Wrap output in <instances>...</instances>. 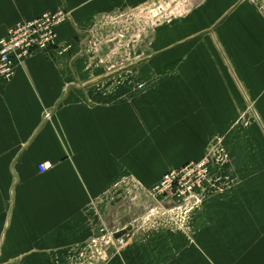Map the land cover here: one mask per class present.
<instances>
[{
    "label": "crops",
    "instance_id": "1",
    "mask_svg": "<svg viewBox=\"0 0 264 264\" xmlns=\"http://www.w3.org/2000/svg\"><path fill=\"white\" fill-rule=\"evenodd\" d=\"M156 1L0 0V38L64 9L70 20L58 41L72 47L33 54L0 88V264L73 263L74 249L101 230L100 198L128 177L149 187L167 169L199 162L208 140L227 130L230 104H256L264 133V18L250 3L205 0L203 20L188 16L151 39L116 37L128 20L147 27L136 15ZM197 23L207 30L197 33ZM132 67L169 74L134 91ZM43 163L51 168L41 173ZM258 195L209 200L192 239L128 241L106 264H264L253 230L259 210L250 214L244 202L257 205Z\"/></svg>",
    "mask_w": 264,
    "mask_h": 264
},
{
    "label": "rangeland",
    "instance_id": "2",
    "mask_svg": "<svg viewBox=\"0 0 264 264\" xmlns=\"http://www.w3.org/2000/svg\"><path fill=\"white\" fill-rule=\"evenodd\" d=\"M205 2V0L156 1L154 5H150L149 10L144 12V17L149 19L147 27L142 22H136L129 28L128 20L127 24L125 22L126 26H122L120 31H115L116 37L118 38L121 33L125 36L126 31L130 37L149 33L151 39L157 29L174 27L188 16L197 19L201 17L203 20ZM236 2L250 3L264 18V0H229L231 7ZM118 21V19L112 20L115 22L114 25L119 26ZM215 21L214 19L210 26L214 27ZM195 26L197 33L207 30L204 23H197ZM127 41L135 45L140 42V37L138 41L131 39ZM98 43L97 41L95 44ZM102 44L100 43V48ZM129 47L130 45L127 48L130 49ZM145 57L141 58L144 60L138 57L137 62L146 63ZM135 58L128 54L124 60L135 63ZM149 69L151 70L138 73L136 67H132L130 74L133 75L134 91H142L146 84H150L151 81L153 83L169 74L157 72L151 67ZM130 74H127L125 78L123 74L122 80L132 81ZM261 91L264 93V89ZM238 100L242 101L239 97ZM253 106L256 107V104L247 105L244 101L230 104L229 113L234 116L228 121L227 130L213 135L208 140L203 156L199 160L207 158L210 165L207 181L201 186L191 187L190 180L185 177L180 183L173 184L170 190L159 187L165 174L178 172L191 163L180 168L167 169L161 180L149 187L140 183L135 177H128L114 184L100 198L99 206L97 204L102 213L101 235L106 236L129 227L131 232H128L127 238H124L125 244L133 240L150 241L165 233H182L188 239H192L197 232L195 226L198 224L199 215L202 214L209 200L225 199L229 194L244 191L258 193L255 199L259 198V201L262 197L257 205L253 203L254 199H245L244 202L250 208V214L253 213L252 208L255 209V213L259 210V214H256L258 221L254 223L260 225L255 226L253 230L259 232V239L264 242V133L260 129ZM249 223L252 222L249 221ZM108 254L110 257L113 253L109 250Z\"/></svg>",
    "mask_w": 264,
    "mask_h": 264
},
{
    "label": "built area",
    "instance_id": "3",
    "mask_svg": "<svg viewBox=\"0 0 264 264\" xmlns=\"http://www.w3.org/2000/svg\"><path fill=\"white\" fill-rule=\"evenodd\" d=\"M144 12L145 9H142L138 11V15L146 18ZM69 20L70 12L59 9L43 14L32 21L17 23L9 29L7 36L0 38V88L1 85L12 81L16 67L24 64L33 54L47 52L55 48L59 55L70 52L71 45L59 43L57 35V28ZM113 23L115 24V22ZM123 37L122 33L118 35L120 39ZM91 50L93 53H98L100 43L93 44ZM48 117L49 114L47 113L45 118ZM50 168V163H43L38 166L41 173ZM209 169V161L204 158L199 162L185 166L178 172L165 174L159 187L163 190H170L173 184L180 183L185 177L190 180L191 187H199L206 183ZM123 229L125 227L106 236H102V230H100L97 236L90 238L83 245L74 249V262L70 264H106L109 260L108 251L111 250L113 255L118 254L120 248L125 244V237L115 238V235Z\"/></svg>",
    "mask_w": 264,
    "mask_h": 264
},
{
    "label": "water",
    "instance_id": "4",
    "mask_svg": "<svg viewBox=\"0 0 264 264\" xmlns=\"http://www.w3.org/2000/svg\"><path fill=\"white\" fill-rule=\"evenodd\" d=\"M129 231H130L129 228H125V229H123L121 232L117 233V234L115 235V238H116V239H119V238L123 237L124 235H126Z\"/></svg>",
    "mask_w": 264,
    "mask_h": 264
}]
</instances>
